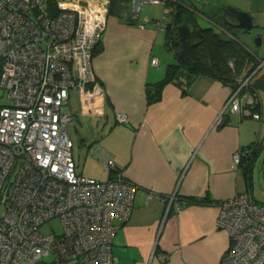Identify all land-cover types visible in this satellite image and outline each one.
Masks as SVG:
<instances>
[{
	"label": "crops",
	"instance_id": "1",
	"mask_svg": "<svg viewBox=\"0 0 264 264\" xmlns=\"http://www.w3.org/2000/svg\"><path fill=\"white\" fill-rule=\"evenodd\" d=\"M177 1L221 25L223 7L240 14L252 28L226 26L227 31L254 60L264 57V0H208L206 7ZM143 4L134 12L131 0L113 2L91 61L95 84L70 89L64 112L80 126L75 131L88 157L94 158L89 146L103 147L124 177L138 185L129 218L117 221L116 264H218L229 244L226 231L216 226L220 201L238 192H250L254 200L264 196V87H258L260 119L228 116L235 69L227 71L226 80L181 71L148 103L146 87L175 61L164 68L158 56L170 6L152 3L161 6L158 15L142 12ZM252 29L261 37L248 48L235 35ZM247 145L253 151L235 163L233 153ZM94 174L97 180L111 176L106 170Z\"/></svg>",
	"mask_w": 264,
	"mask_h": 264
},
{
	"label": "built area",
	"instance_id": "2",
	"mask_svg": "<svg viewBox=\"0 0 264 264\" xmlns=\"http://www.w3.org/2000/svg\"><path fill=\"white\" fill-rule=\"evenodd\" d=\"M45 1L0 0V97L8 100L0 103V264H116L117 221L129 218L138 185L98 145L89 153L111 176L77 174L66 132L71 116L63 111L70 89L95 84L92 50L106 26L105 0H55V14ZM255 61L236 76L228 116L261 118L250 84L264 59ZM251 152L238 149L234 162ZM219 207L216 226L229 244L218 264H264V202L238 192ZM52 218L60 231L41 232Z\"/></svg>",
	"mask_w": 264,
	"mask_h": 264
},
{
	"label": "trees",
	"instance_id": "3",
	"mask_svg": "<svg viewBox=\"0 0 264 264\" xmlns=\"http://www.w3.org/2000/svg\"><path fill=\"white\" fill-rule=\"evenodd\" d=\"M115 0H109L108 12L111 11V5ZM45 7L50 13H57L55 0H46ZM171 22L167 25V44L173 50L175 62L166 67L165 76L156 83L146 87V96L148 103L157 101L160 98L162 87L169 81L175 80L181 71L192 74L209 75L221 80L229 78L226 73L228 70L235 69L236 74L233 79L235 84L236 76L240 75L242 69L248 66H254L255 60L241 45L232 37L226 34H215L211 30L196 33L197 28L195 12L189 7L177 1L171 5ZM188 23L192 27L190 34L181 41L176 26L180 23ZM225 35L227 37H225ZM169 39V40H168ZM174 40L175 48L172 46ZM169 42V43H168ZM97 45V44H96ZM95 45V47H96ZM95 47L92 50V57L95 53ZM234 55V66L228 64V55ZM237 70L239 72H237ZM260 71L253 76L250 88L258 95V87H264V76H258ZM259 96V95H258ZM255 145V144H254ZM248 146V145H247ZM252 148L254 147L249 145ZM116 170L117 169L116 167ZM111 173V171H109Z\"/></svg>",
	"mask_w": 264,
	"mask_h": 264
},
{
	"label": "rangeland",
	"instance_id": "4",
	"mask_svg": "<svg viewBox=\"0 0 264 264\" xmlns=\"http://www.w3.org/2000/svg\"><path fill=\"white\" fill-rule=\"evenodd\" d=\"M207 1L208 0H200V1H196V3L199 5V7H206ZM211 1L215 2L217 0H211ZM145 9H148L150 14L161 15V13H162L161 12L162 11L161 6L156 5V4H152V3H144L142 6V12ZM257 37H261V36L259 35V33L255 29H252L249 33H246V34H238L237 33L235 35V38L237 39V41L245 44V46L248 48L249 47L252 48L250 43L255 42ZM173 42H174V40H172L171 43H172V46L175 48L176 45ZM169 45L167 44V36L165 37V39H163V41L159 45L158 56H159L160 62L164 68L168 64L165 62H174L175 61V56H174L173 50L171 48H169ZM261 58H264V57H261ZM262 93H264V90H260L261 95H262ZM0 94H1V90H0ZM0 103H8V100L5 97V93H3V95H1ZM64 106H63V111H65ZM76 128L80 129V126L75 122H70L66 126L67 135L69 136V138L73 142L72 158H73L75 166H76L77 174L91 178L93 176L95 177L94 173H97V171H99V172L103 171V173H104L105 172L104 166L100 162H98L95 158H90L87 156V148H86L87 146L82 144L79 141L77 132L75 131ZM10 176L11 177L13 176V171L10 174ZM8 181H9V179L7 180V182ZM261 197H262V199H260V197H258V195H257L258 199H256V200L258 202H264V196L261 195ZM2 211H3V206L0 205V214L2 213ZM60 227L61 226H60L59 219L58 218H52L49 222H46L45 224H43L40 227V231L43 233L51 232V230H53L55 232H59Z\"/></svg>",
	"mask_w": 264,
	"mask_h": 264
},
{
	"label": "water",
	"instance_id": "5",
	"mask_svg": "<svg viewBox=\"0 0 264 264\" xmlns=\"http://www.w3.org/2000/svg\"><path fill=\"white\" fill-rule=\"evenodd\" d=\"M193 1H200V0H193ZM148 2H149L148 0H131L133 11L137 12L138 8L143 3H148ZM220 9L221 8H217L214 12V15L218 14ZM193 10L196 13V18H195V22L197 26V28L195 29L196 33H201L202 31H206V30H211L215 34L225 33V29L223 25L214 21L211 17L204 15L203 12L200 10H197L196 7ZM221 10L223 11L221 13L223 24L234 27V28H242V29H245L246 31L252 28V24L249 25L245 22H242V17L240 16V14L234 13V12H228L225 7H223ZM227 15L233 17V19H229ZM176 31H177V34L180 40L183 41L192 31V27L190 24L184 22L176 26ZM227 119L228 117H225L224 121L226 122Z\"/></svg>",
	"mask_w": 264,
	"mask_h": 264
},
{
	"label": "flooded vegetation",
	"instance_id": "6",
	"mask_svg": "<svg viewBox=\"0 0 264 264\" xmlns=\"http://www.w3.org/2000/svg\"><path fill=\"white\" fill-rule=\"evenodd\" d=\"M149 1V0H148ZM150 2V1H149ZM177 2V0H166V1H164L163 3H162V6L163 7H166V6H170V10H169V12H171V5L173 4V3H176ZM105 7H106V9H107V12H106V14L108 13V7H109V0H105ZM171 15V17H172V14H170ZM163 16L165 17V13H163ZM225 25V24H224ZM223 25V27H224V29H225V33L224 34H226V35H229L230 37H234V35L232 34V32H228L227 31V25H225L224 26ZM228 28H231V29H233L234 27H231V26H228ZM231 59V57L230 58H227V60H230ZM234 59V58H233ZM235 60V59H234Z\"/></svg>",
	"mask_w": 264,
	"mask_h": 264
}]
</instances>
